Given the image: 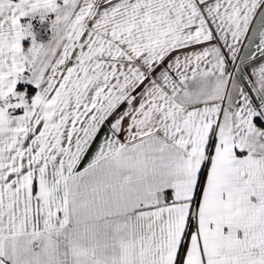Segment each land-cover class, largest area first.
<instances>
[{
	"label": "snow or ice",
	"instance_id": "6c2138e0",
	"mask_svg": "<svg viewBox=\"0 0 264 264\" xmlns=\"http://www.w3.org/2000/svg\"><path fill=\"white\" fill-rule=\"evenodd\" d=\"M0 264H264V0H0Z\"/></svg>",
	"mask_w": 264,
	"mask_h": 264
}]
</instances>
